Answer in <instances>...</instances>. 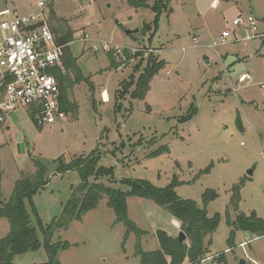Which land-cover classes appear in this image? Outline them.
<instances>
[{
	"label": "rangeland",
	"instance_id": "rangeland-1",
	"mask_svg": "<svg viewBox=\"0 0 264 264\" xmlns=\"http://www.w3.org/2000/svg\"><path fill=\"white\" fill-rule=\"evenodd\" d=\"M9 2L19 14L36 10L38 2L45 4L53 33L72 38L68 49L85 79L76 82L70 74L67 95L74 107L59 123L38 129L26 107L4 114L0 208L19 179L33 176L39 165H45L49 182L23 200L41 242L37 225L43 227L58 218L71 188L80 182L77 171L57 174L54 161L66 164L97 151L98 165L113 169L112 177L98 182L115 190H127L121 183L125 179L145 180L159 188L176 179L183 183L176 185L177 195L199 206L206 190L217 193L206 211L208 217L218 214L219 225L211 236L207 258L199 264H218L210 258L220 254L227 264H264V236L238 231L235 247L229 250L230 229L225 222L231 188L240 180L237 211L246 216L255 212L264 221V90L260 88L264 86V0H168L170 11L157 16L153 37L152 28L148 32L144 28L153 26L157 0ZM248 14L256 20L257 37L232 23ZM132 30L138 31L125 35ZM226 31L231 36L219 44L221 32ZM104 47L119 50L111 52L116 68L110 67ZM123 53L133 56L132 60L126 62ZM151 55L163 60L164 67L152 77L145 97L132 99ZM243 74L249 80L238 86L237 78ZM190 107H195L196 115L181 123ZM160 147L169 149L168 153L147 158ZM209 166V173L197 176ZM126 206L128 219L145 232L143 236L129 234L125 239L126 227L115 224V214L103 198L96 210L71 222L67 230L55 232L52 242L70 245L58 253L59 263L140 264L137 245L145 252L156 251L157 230L174 238L181 230V224L179 229L173 227L166 209L150 200L132 197ZM229 212L234 219L235 212ZM9 231L8 220L0 218V239ZM47 259L41 247L15 256L12 262L43 264Z\"/></svg>",
	"mask_w": 264,
	"mask_h": 264
},
{
	"label": "trees",
	"instance_id": "trees-1",
	"mask_svg": "<svg viewBox=\"0 0 264 264\" xmlns=\"http://www.w3.org/2000/svg\"><path fill=\"white\" fill-rule=\"evenodd\" d=\"M153 10L156 14L153 26H145L144 28V32H148L152 28L150 30L151 37L154 36L157 30V16L159 13L163 11L168 13L170 11L168 0H157ZM56 38L60 43L72 42V38L67 35L64 37L56 36ZM123 54L126 56V62L132 60L133 56L131 58L126 53ZM106 55L110 60V67L114 68L115 60L112 53L107 52ZM163 67L164 61H159L156 56L151 55L147 61V67L144 69V76L138 81L135 90L131 93V98L143 99L147 94L152 77ZM52 74L59 81L61 102L65 105L64 111L67 113L74 107L67 95V90L72 86L70 74L76 76V82L85 79L81 76L77 59L70 55L68 47L64 49L62 67H57ZM125 94L127 93L122 96L124 97ZM196 112L195 107H190L189 114L183 117L180 122L191 121ZM31 119L36 125L32 115ZM236 125L242 130L239 118L236 119ZM168 151L169 149L166 147H160L158 150L148 154L147 158H154V156L168 153ZM99 159L100 155L95 151L88 157H79L66 164H63L62 161L59 162V160L54 161V163H58L57 174L77 171L80 176V182L76 187L71 188V195L63 204L60 216L46 226L37 225L42 236L41 242L37 238L35 227L31 225L30 214L23 208V200L30 199L32 195L41 192L49 182L45 165H39L37 172L33 176L23 177L15 183L11 197L0 208V218H6L10 228L5 238L0 239V264H15L12 262L15 256L25 254L28 251H37L41 247H44L48 257L43 264H60L58 253L70 245L66 242H52L55 232L62 229L67 230L71 222L80 221L86 213L96 210L100 200L103 198L106 199L107 207H110L115 214V224L122 223L126 227L125 239L129 234H134L139 239L145 232L134 225L127 216L126 201L132 197L150 200L161 208L166 209L170 216L181 224V231L186 236L184 242H178L176 237L169 236L163 230H157L155 236L158 249L156 251L145 252L137 245L135 255L139 257L140 264H184L185 262L188 264H199L207 258L206 255L212 245L211 236L219 225L218 214L208 217L206 211L209 203L218 196L214 190H206L201 195V206L196 204L195 201L181 199L177 195L175 191L176 185L183 183L176 179L165 188L154 187L145 180L125 179L121 183L127 187V190H115L98 182L102 177L113 176V169L98 165ZM210 169L211 167L209 166L205 170L200 171L197 176L209 173ZM242 186L243 184L240 180L233 184L231 188L230 204L225 220L230 229L226 240L229 250L235 247L234 237L238 231L253 234L256 237L264 236V221L255 212H251L250 215L246 216L237 211L240 199L239 193ZM229 210L235 212L234 219L230 218ZM211 260L216 261L218 264H227L224 254L215 256Z\"/></svg>",
	"mask_w": 264,
	"mask_h": 264
},
{
	"label": "built area",
	"instance_id": "built-area-1",
	"mask_svg": "<svg viewBox=\"0 0 264 264\" xmlns=\"http://www.w3.org/2000/svg\"><path fill=\"white\" fill-rule=\"evenodd\" d=\"M0 5L3 7L0 11V124L4 122V114L21 107L29 109L39 128L65 120L67 114L61 102L59 81L52 72L62 67L64 49L69 43H60L56 38L43 2H38L36 10L25 14L14 12L9 0H0ZM232 23L234 26L243 25L257 37L256 20L252 15ZM230 36L228 31L221 32L219 44ZM193 41L196 42V38ZM104 49L106 53L119 52ZM247 80V75L241 76L236 83L241 86ZM260 88L264 90L263 85ZM233 90L237 91L236 88Z\"/></svg>",
	"mask_w": 264,
	"mask_h": 264
},
{
	"label": "water",
	"instance_id": "water-1",
	"mask_svg": "<svg viewBox=\"0 0 264 264\" xmlns=\"http://www.w3.org/2000/svg\"><path fill=\"white\" fill-rule=\"evenodd\" d=\"M138 30H132V31H126L125 35L126 36H131L133 33H136ZM252 174L251 171H248V176H250ZM177 241L178 242H184L186 240V236L185 234L180 230L177 234ZM241 264H245L244 261L241 262Z\"/></svg>",
	"mask_w": 264,
	"mask_h": 264
},
{
	"label": "crops",
	"instance_id": "crops-1",
	"mask_svg": "<svg viewBox=\"0 0 264 264\" xmlns=\"http://www.w3.org/2000/svg\"><path fill=\"white\" fill-rule=\"evenodd\" d=\"M193 38H195V37H193ZM246 75L249 77L248 74H243V75H241V76H246ZM241 76H240V77H241ZM237 79H238V78H237ZM170 222H171V224L173 225L174 228H176V229H179V228H180V224H179V222H178L176 219H173V218H172ZM171 237H172V236H171ZM173 238H174V237H173Z\"/></svg>",
	"mask_w": 264,
	"mask_h": 264
}]
</instances>
